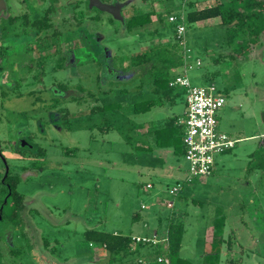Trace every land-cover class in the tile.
<instances>
[{"label":"rangeland","instance_id":"obj_1","mask_svg":"<svg viewBox=\"0 0 264 264\" xmlns=\"http://www.w3.org/2000/svg\"><path fill=\"white\" fill-rule=\"evenodd\" d=\"M226 1L132 0L122 15L128 19L154 9L163 17L184 16L188 2L201 8ZM120 27V22L101 13L94 32L104 37L112 66L125 73L132 70L131 57L169 43L174 34L168 22L158 25V36L151 24L122 34ZM259 38L260 44L251 47L255 52H237L238 43H227L219 19L186 27L192 65L186 75L192 86L214 85L224 96L217 129L237 141L229 152L215 156L209 176L188 184L187 162L182 156L176 160L169 154L168 158L171 149L157 145L152 133L166 115L181 116L185 97L178 94L168 110L152 108L135 115L133 104L153 97L137 90L139 71L122 82L85 63L78 70L85 91L67 96L81 101L68 99L63 130L50 129L47 139L51 141L34 138L43 149L34 156L27 152L19 156L11 145L19 132L39 134L32 116L45 118L48 110L36 98L49 97L44 99L37 88L29 97L27 92L5 91L4 103L0 98V174L5 173L4 159L8 173L17 176L16 191L23 199L16 219H0V264H96L93 256L100 252L95 243L85 240L87 230L149 235L155 229L162 235L172 214L185 228L180 257L191 264H264V35ZM175 49L180 54L181 47ZM84 55L86 62L88 53ZM14 59L22 62L27 56ZM45 68V86L60 81L61 75H53L48 65ZM62 78L69 86L76 81L70 73ZM109 104L116 109L98 116L95 106ZM148 128L151 134L146 133ZM168 166L176 167L175 171H168ZM2 179L4 175L0 188ZM147 183L151 189L145 188ZM176 184L181 189L172 197L168 191ZM167 202L174 207L168 209ZM134 215L139 216L137 221ZM144 222L148 229L143 228ZM100 256L97 264H107V253L102 251Z\"/></svg>","mask_w":264,"mask_h":264},{"label":"flooded vegetation","instance_id":"obj_2","mask_svg":"<svg viewBox=\"0 0 264 264\" xmlns=\"http://www.w3.org/2000/svg\"><path fill=\"white\" fill-rule=\"evenodd\" d=\"M101 1L113 4L125 0ZM100 15L101 12L96 7H90L88 0H0L1 104L4 103L5 91L27 92L26 97L38 92L44 99L49 97L47 100L36 98L38 102L44 104L48 112L45 118L32 116L34 127L38 129L39 134L36 132L23 136L18 133L10 149L15 154L24 152L33 156L42 154L43 149L34 138L38 137L45 143L51 141L47 139L50 129L58 133L62 132L66 105L69 102L81 101L75 95L73 99L67 98L69 92L85 91L78 73L79 69L84 68L85 63L99 68L100 74L109 79L120 80L124 76L132 75L129 71L123 72L121 67L115 69L112 66V55H108L110 49L103 44L104 37L94 32L95 25L100 21ZM128 19L124 18L120 30L118 29L121 34L129 33L126 29ZM263 49L264 46L261 47V51ZM85 53H88L86 62H84ZM19 54L26 55L27 59L22 62L14 59ZM47 65L51 67L53 75L58 74L61 77L59 82L54 81L45 86L43 80L46 77ZM63 73H70L76 78L72 86L63 82ZM101 83L104 84L105 81L101 80ZM35 88L39 91L35 92ZM0 155L2 156L1 148ZM2 185H5L4 179Z\"/></svg>","mask_w":264,"mask_h":264},{"label":"trees","instance_id":"obj_3","mask_svg":"<svg viewBox=\"0 0 264 264\" xmlns=\"http://www.w3.org/2000/svg\"><path fill=\"white\" fill-rule=\"evenodd\" d=\"M156 10H150L130 17L126 21V29L130 33L134 30L141 29L147 25L155 27V35H159L158 25L168 22L170 15L161 16ZM156 16L155 20L153 17ZM218 18L223 28L226 29L227 43L237 42L239 47L236 50L250 52L251 47L260 44V36L264 35V1L263 0H228L215 5L195 8L193 3L188 2L184 15V23L187 26L195 25L199 22L209 19ZM169 23V22H168ZM170 24V23H169ZM174 34L169 43L154 45L149 48L145 54H137L130 58L129 65L131 67L132 78L135 72L139 71L140 85L137 90L144 86L152 85L155 98L136 102L133 104V113L141 114L149 112L152 108L161 107L163 103H169L171 106L175 103L178 94L184 95L181 88L169 87V82L182 73L183 67H190L186 52V41L184 47L179 44L176 39L175 26ZM175 46L181 47L180 54L176 51ZM134 72V73H133ZM131 79V78H130ZM128 80V79H127ZM123 79L122 81H127ZM117 106L112 104L104 106H96L97 115L105 114L109 109ZM186 110V109H185ZM181 116H172L164 121L159 129L153 131L154 141L157 145L164 148H172L173 153L178 157L184 158V147L182 144V135L184 131L183 125L177 124ZM103 120H106L105 117ZM106 131L105 129H102ZM231 149L227 150L229 152ZM225 153V152H224ZM4 174H0L1 177ZM18 183L17 176L7 174L4 177V184L0 188V207L3 206L1 212L2 220H14L18 216L22 204V196L16 191ZM178 195V194H177ZM6 198V203L4 200ZM174 206V204H173ZM173 208V207H172ZM171 208V209H172ZM138 215H134L133 219L137 221ZM180 218L171 215L165 231L159 235L157 230L149 235H142L150 238L154 233L159 240L158 243H135L131 241L133 234L112 233L100 230H87L84 233L85 240L88 244H97L107 253V264H191L180 257L182 238L185 232L184 225L179 222ZM162 259V261H158ZM164 260H167L166 263Z\"/></svg>","mask_w":264,"mask_h":264},{"label":"built area","instance_id":"obj_4","mask_svg":"<svg viewBox=\"0 0 264 264\" xmlns=\"http://www.w3.org/2000/svg\"><path fill=\"white\" fill-rule=\"evenodd\" d=\"M168 22L175 26L176 39L184 47L186 25L183 14L170 15ZM190 67H183L180 75H177L169 82V87L181 88L184 90L185 112L177 124L183 125L182 144L185 150L184 160L188 164L185 183L192 182L193 179L209 176L215 165V156L234 148L236 140H232L226 133L217 129V114L222 109L225 98L214 85L192 86L187 71ZM147 189L151 185L146 186ZM181 189L180 184H176L169 189L168 194L175 197ZM166 207L171 209L173 202H167ZM144 209V206L141 207ZM131 241L135 243L156 244L159 240L155 233L150 237L142 235H132ZM162 261V259H158ZM168 263L167 260H164Z\"/></svg>","mask_w":264,"mask_h":264},{"label":"water","instance_id":"obj_5","mask_svg":"<svg viewBox=\"0 0 264 264\" xmlns=\"http://www.w3.org/2000/svg\"><path fill=\"white\" fill-rule=\"evenodd\" d=\"M89 1V5L90 7H96L101 13H107L108 15H110L114 20L123 23L124 22V18L122 16L121 11L124 10L129 4L130 1L132 2V0L130 1H124V2H115L113 4H108V3H104L101 0H88ZM106 51V49H104V52ZM109 51V50H108ZM108 55L111 56V52H108ZM130 76H124L122 77L120 80L123 79H129ZM21 145L23 146V144L21 143ZM1 156V155H0ZM3 160V164L5 167V173H4V177L7 175L8 173V167L6 165V161L4 159ZM6 203V198L4 200V204ZM2 208L3 206L0 207V214L2 212ZM1 219V216H0Z\"/></svg>","mask_w":264,"mask_h":264},{"label":"crops","instance_id":"obj_6","mask_svg":"<svg viewBox=\"0 0 264 264\" xmlns=\"http://www.w3.org/2000/svg\"><path fill=\"white\" fill-rule=\"evenodd\" d=\"M209 5H210V4H205V5H202V7L209 6ZM194 7L197 8L198 6H197V5H194ZM202 7H201V8H202ZM157 15H158V14H157ZM154 17L156 18V16H154ZM215 19H218V18H215ZM211 20H214V19H209V20H207L206 22L211 21ZM199 23H201V22H199ZM199 23H198V24H199ZM220 23H221V22H220ZM252 47H253V46H252ZM254 47H255V46H254ZM186 52H187V54H188V53L190 52V50L187 48V49H186ZM253 52H255V49H253V51H252V50L250 51V53H253ZM187 60H188V55H187ZM195 65H196L197 67L200 66V62H199V60H196V61H195ZM191 68H192V65H190V68H188V70L191 69ZM182 71H183V70H182ZM128 76H130V77H129V80H130V78H132V75H128ZM153 88H154V87H153ZM140 90H142V91H143V90H146V91L150 92V93L153 95L152 98H155V97H156V95L153 93V89H152V88L150 89V87H146V86H144V87H143L142 89H140ZM152 98H150V99H152ZM224 103H225V102H224ZM174 104H175V103H174ZM174 104H173V105H174ZM173 105H172V106H173ZM172 106H171L169 103H163V105H162L161 107H155V108H162V109H166V110H168V108H169V107H172ZM222 108H223V107H222ZM184 112H185V111H184ZM184 112H183L181 115H183ZM135 115H137V114H135ZM139 115H140V114H139ZM172 116H177V115H171V116L166 115L165 117H166V119H168V118H170V117H172ZM162 124H163V123H162ZM160 127H161V126H160ZM154 130H155V129H154ZM154 130H152V133H153ZM142 132H143V131H142ZM144 132H145V131H144ZM146 133H147V134H151V131H149V128H148V132H146ZM146 133H145V134H146ZM153 135H154V134H153ZM263 135H264V134H263ZM170 149H171V152H167V155H166V156L169 158V154H170V156L172 157V159H174V158L176 159L177 156L173 153L172 148H170ZM176 160H177V159H176ZM174 161H175V160H174ZM174 161H173V162H174ZM175 168H176V167H173V166L169 167V166H168V171H175ZM148 184H150V185L152 186L151 183H147V184L145 185V188H146V186H147ZM146 189H147V188H146ZM150 189H151V188H150ZM173 207H174V206H173ZM144 209H145V207H144ZM144 209H143V210H144ZM158 220H159V219H158ZM146 224H147V223L144 222V224H143V228L148 229L149 225H148V224L146 225ZM154 231H156V230L153 229V230L150 231V233H152V232H154ZM113 233L116 234V233H120V232H117V231H116V232H113ZM144 233H145V232H144ZM150 233H148V234H150ZM134 235H136V234H134ZM90 245H93V244H90ZM94 247H95V249H96L98 252H100V253H101L102 251H104V249H103L102 247L98 246L97 244H95ZM93 250H94V249H93ZM97 251H96V252H97ZM104 252H105V251H104ZM100 253H98V254L95 253V255L93 254V255H94V256H93V261H94V263H96V264L100 262V260H99V259L97 260L96 258H97V257H102V256H103V255L100 256Z\"/></svg>","mask_w":264,"mask_h":264}]
</instances>
